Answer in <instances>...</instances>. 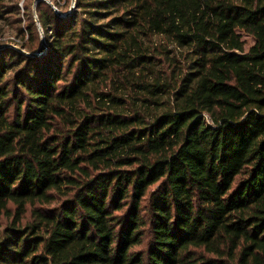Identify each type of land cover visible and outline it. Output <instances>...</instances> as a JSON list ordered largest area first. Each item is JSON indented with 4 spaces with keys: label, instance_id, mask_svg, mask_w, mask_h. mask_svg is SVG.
Listing matches in <instances>:
<instances>
[{
    "label": "trees",
    "instance_id": "trees-1",
    "mask_svg": "<svg viewBox=\"0 0 264 264\" xmlns=\"http://www.w3.org/2000/svg\"><path fill=\"white\" fill-rule=\"evenodd\" d=\"M25 9L0 0L27 53L0 50V264H264V0L40 2L46 45Z\"/></svg>",
    "mask_w": 264,
    "mask_h": 264
},
{
    "label": "rangeland",
    "instance_id": "rangeland-1",
    "mask_svg": "<svg viewBox=\"0 0 264 264\" xmlns=\"http://www.w3.org/2000/svg\"><path fill=\"white\" fill-rule=\"evenodd\" d=\"M40 2L46 3L50 5L53 9H57L61 14H67L72 12L73 10V0H63L62 3H60L59 0H20V6L22 7V13H21V18L23 19L22 27H29L30 21H29V15L27 14V11L25 9V6L28 5L31 13L33 14V17L35 18L36 26L38 29V32L41 36V38H45V33L43 28L40 29L39 27V19H38V5ZM6 3H10L7 1ZM41 25V24H40ZM16 26L18 24L9 22V23H2L0 22V50L5 49V48H13L19 52L26 53V51L22 48V43L24 42V38H18L16 37ZM28 35H26V40L28 39ZM46 41V38H45ZM248 41V46L247 48L250 47L252 44V40L249 38L247 39ZM27 54V53H26ZM55 206L52 205L49 208H54ZM32 207H28L27 211L24 215L23 218V223H27L29 221H32ZM9 211L12 214L11 217H9L7 214L3 216L1 223H2V229H4L8 224H10L16 214L17 208L14 204L10 203L9 204ZM140 249V248H136Z\"/></svg>",
    "mask_w": 264,
    "mask_h": 264
},
{
    "label": "water",
    "instance_id": "water-1",
    "mask_svg": "<svg viewBox=\"0 0 264 264\" xmlns=\"http://www.w3.org/2000/svg\"><path fill=\"white\" fill-rule=\"evenodd\" d=\"M75 7H76V0H73V10L75 9ZM72 10V11H73ZM57 12H58V14H60V15H62V16H68L69 14H71L72 12H70V13H67V14H65V15H63V14H61L58 10H57ZM39 27H40V29H42L41 28V25L39 24ZM42 41H43V45H46V41H45V38L43 37L42 38ZM32 56H39V55H41L40 53H34V54H31Z\"/></svg>",
    "mask_w": 264,
    "mask_h": 264
}]
</instances>
